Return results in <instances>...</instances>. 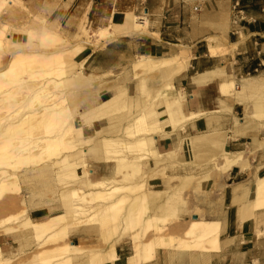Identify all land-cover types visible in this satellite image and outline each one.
Returning <instances> with one entry per match:
<instances>
[{
    "label": "crops",
    "instance_id": "crops-1",
    "mask_svg": "<svg viewBox=\"0 0 264 264\" xmlns=\"http://www.w3.org/2000/svg\"><path fill=\"white\" fill-rule=\"evenodd\" d=\"M21 1L29 16L46 19L71 41L75 40L80 20L90 28H98L110 22L121 23L127 12L147 18L148 33L121 36L99 48L86 45L74 56L76 70H81L87 78L72 90L74 98L69 105L75 112L73 124L81 129L83 138L93 139L94 144L103 136L128 140L124 127L144 108L140 96L143 90L149 91L162 123L161 130L150 133L155 141L153 148L158 154L171 151L178 156L175 163L156 165L153 158L143 162L147 188L171 191L179 187L184 176L202 178L198 186L193 183L178 190L183 200L178 206L179 233L190 220L198 218L218 222L220 229L216 244L211 240L204 242L205 248H160L153 260L140 264H264V208L250 207L255 180L264 176V115H258L262 119L252 115L256 97L264 98V0H238L243 18L236 24L232 22L235 0ZM16 14L22 12L4 10L0 14V24H9L14 29L8 34L11 44L22 43L26 38L20 19L25 15L17 19ZM211 39L218 46L216 54L209 50ZM181 51L185 52L186 66L172 75V94L181 97L184 114L195 115L174 129L165 122L168 118L165 104L155 97L154 90L163 85L161 74L145 73L147 85L144 78L142 85V74L133 65L140 56L168 58ZM230 82L233 85L222 92L221 83ZM112 99L120 106L101 107ZM206 134H226L223 150L242 152L243 158L227 172H217L209 161L212 153L208 145L192 141ZM98 142L84 146L83 150L90 178H119L116 161L102 153ZM77 171L81 172L82 168L78 167ZM54 214L45 207L28 211L33 220ZM99 232L96 224L84 225L70 231L67 241L105 250L107 243ZM15 242L12 234H0V246L5 252H10ZM193 242L200 244L197 237ZM114 251L117 257L103 264H128L127 258L132 253L129 234L115 244Z\"/></svg>",
    "mask_w": 264,
    "mask_h": 264
},
{
    "label": "bare ground",
    "instance_id": "bare-ground-1",
    "mask_svg": "<svg viewBox=\"0 0 264 264\" xmlns=\"http://www.w3.org/2000/svg\"><path fill=\"white\" fill-rule=\"evenodd\" d=\"M139 18L140 17L132 12H127L121 23L115 24L110 22L104 27L96 28L94 31L87 29L84 26L85 24L80 25L81 34H79V36L83 39L81 38L77 43H74L73 46L71 45L72 47L66 50L67 55L65 62L44 70L43 73H46L47 77L39 85L34 82H29L21 73L27 72L29 74L28 76L37 75L38 72L35 70L31 72V69H35L36 66L45 65V59L56 56L61 52L52 54L32 52L27 50L29 46L27 42L15 43L13 44L14 46H23L25 49H18L11 52L8 62L4 64L5 67L2 65L4 68H0V145L2 143L4 144V139L10 138L7 141H9V145L12 146V148L8 150L5 149L8 145L7 147H2L3 151H0V199H3L11 192H19V172L21 173L23 168H28V164H35L37 162L42 163L50 161L52 164H58L59 170L57 171V178L69 185H71L70 182L80 184V187L73 189H69V185L66 184L69 190L66 194L65 191H63V202L65 201L67 204V195L68 197L74 198L73 200L76 201V203H73V206L69 205L70 207L67 212L51 215L44 221H33L28 216L25 208L20 215L13 216L15 217L14 219H18V227L23 226L26 231H29L37 245H43L48 242L56 244L49 252L37 255V257L48 255L47 259H43L41 264L47 262H51L50 264H65L76 256L83 255L85 256L84 259L88 258L89 260L91 258V261L92 257H96L100 264H103L105 261H112L117 257L114 251L115 244L118 243L122 234L128 232L130 228L129 235L132 238V253L127 258L128 264L149 262L156 257L157 251L160 248L176 250L191 249L195 246L205 248L204 242H210L211 240L215 244L217 242L220 229L219 223L203 218L193 219L186 228L183 236L155 233V236L153 234V238L144 240L145 237H143V235L146 233V227L152 220L155 221L153 222V224H155V228L153 227V229L159 232L162 230L163 224L167 219V217L162 214L160 215L157 213V215L153 213L152 210L158 209L165 204H173L176 193L173 191H153L146 187L143 188L146 182L143 181L145 183L142 184V180L139 182L138 179H132V177L136 176V173L138 174L144 171L142 165L147 159L153 158L157 165L159 162L170 163V161L172 162V160L177 159L178 156L176 152L171 151L165 154H158V151L153 148V142L155 143V141H153L154 138L150 136V133L161 130L160 126L162 123L158 120L159 112L156 113L157 111L153 108L155 99L149 95V91L143 90V96H140V98H143L144 108L141 107L143 109L140 113L124 127L128 140H124L118 136V138L99 136V142L97 141L101 145L103 150L102 153H105L109 160L114 159L116 161V173L120 174L119 178L92 180L90 178L89 168H87L85 162L86 160L82 157L84 154H80L82 150H85L84 146L91 145L93 139L83 138L81 129L73 124L75 112L72 111L69 105L70 99L74 98L71 93L78 84L84 82L87 78L81 70H76L78 65L74 62V56L78 52H81L86 45L99 48V46H103L104 43L121 36H135L136 34L141 35L148 33L147 19L138 20ZM43 33L50 38L56 37L57 35L56 30L48 27H45ZM2 34L3 33H0V36ZM2 48L3 38L0 37V49L2 50ZM217 49L218 46L212 44L211 39L209 50L212 54H216ZM185 62V52L181 51L179 54L168 58L141 56L133 65L134 70L149 67H155L157 70H160L161 81L163 80L161 84L163 85L153 90L154 92L156 91L155 97H160V100H162L166 106L168 118L165 122L172 124L174 129L179 124L185 123L187 119H192L191 116L195 115L188 117L184 114L181 97L173 96L172 94L174 90L171 82L172 75L183 70L186 66ZM47 66L48 65L45 67ZM221 84L220 88L222 92H226L228 86L233 85L232 82ZM121 99L122 98H120L119 101H121ZM114 104L115 106L119 105L116 99L103 103L101 107H113ZM253 108V117L256 116V118H258V115H264V98H262V96L256 97L253 102ZM2 111H8V113L6 115H1ZM106 111H108V109ZM179 127L181 128V126ZM34 128L41 129L42 135L36 137V134H31V130ZM162 134L164 135L163 132ZM214 134L200 135L193 138L192 141L193 144L196 142L206 143L212 153L209 161L213 162L217 172L225 173L243 158V154L242 152L235 154L224 151L223 144L225 143L226 134ZM154 135L156 136L155 133ZM157 135L159 134L157 133ZM13 140L15 143L12 142ZM30 144H33L34 147L38 146L39 151L31 152L28 149V145ZM95 144L93 142V145ZM76 154L79 160L77 159L78 161L76 160V162L70 161L69 157H75ZM130 156L135 157L131 158ZM78 167L82 168L81 173L77 171ZM154 169L155 168H153V170ZM184 177L191 178L192 176L188 175ZM206 177L207 176L204 178ZM200 181L201 179H198L196 182L200 183ZM255 181L254 197L252 202H250V207L252 209H262L264 208V176L258 177ZM63 187H65V184ZM84 188L87 190H84ZM132 190L137 194L135 193V196L131 197L130 201L127 202V200H129L127 192L131 193L130 191ZM94 201H97V203L95 204ZM20 202L21 205L25 206V201L23 199H21ZM92 202H94V206L88 207L89 204H93ZM87 204L88 206L86 207ZM121 204L124 205V212L120 215V223H118V225L121 226L120 232H118L114 240L110 241L105 250L101 248L102 250L95 249L85 251L83 248H79L67 241L58 243L59 240L65 237L67 225L73 220L96 224L101 230V234L108 233L110 231L109 228L112 225L115 226L114 223L118 218V206ZM141 206L142 209L144 207L142 213L140 211ZM146 209H148L147 214H145ZM10 217L5 218L2 222L5 223L6 219ZM137 220L141 221V225L139 223L140 226L138 225V229L132 230V223ZM3 223L0 225L2 232L11 234L15 231V227L11 228L10 226L2 225ZM193 237L205 238L206 241H199L200 244L197 245L193 242ZM51 258L53 259L51 260ZM5 260L0 246V264ZM87 262L88 261H86V263Z\"/></svg>",
    "mask_w": 264,
    "mask_h": 264
},
{
    "label": "rangeland",
    "instance_id": "rangeland-1",
    "mask_svg": "<svg viewBox=\"0 0 264 264\" xmlns=\"http://www.w3.org/2000/svg\"><path fill=\"white\" fill-rule=\"evenodd\" d=\"M0 7H1L0 8V14L4 10L10 11V12H13L15 10H20L22 12V14H19V16H18V14H16V16H14V17L19 19L20 17H23L21 15H25L23 19L22 18H20V19H21V24L24 26L21 30H23L26 33V38L24 39V42H27L29 44V46L27 47V50L32 51V52L44 53V54H52V53L61 52V53H58V55H56V56L45 59V65L36 66L35 69H31V72L33 70L38 72L37 75L28 76L29 74L27 72H22L21 73L22 76L25 77L26 80H28L29 82H34L37 85L41 84V82H43V80L47 77V74L43 73L44 70L50 69V68L56 66V64L59 65L60 63L65 62L66 55H67L66 50H68L70 47H72L74 45V43H77L82 38L81 36H79V34H81L79 26L82 24H85L83 20H80V22L78 23L77 34L73 37V39H75V40L71 41L70 37L65 35L63 33V31L59 30L58 27L50 24L46 19L39 18L38 16H36V17L29 16V12L27 10V7L25 6L24 2H22L21 0H0ZM137 16L140 17L138 20L147 19L146 17H144L143 14L137 15ZM84 26L87 29H89L90 31H94L96 29V28H90V26H87V24H85ZM45 27L52 28V29L56 30V32H57L56 37L50 38V37L45 36L43 33V30L45 29ZM12 30H14V29H12L9 24H5V23L0 24V33H3L0 36L3 38V48H2V50L0 49V62H1L0 68L1 69L4 68L5 67L4 64H6V62H8V59L10 57L11 52L18 50V49H25V48H23V46H14L13 44L10 43V40L8 39V34L11 33ZM76 36H78V37H76ZM46 65H48V66L45 67ZM136 71L141 72V74H142L141 83H142V79L144 78L146 85H147V83H146L147 78L145 77V73L158 72L161 74L160 70H157L155 67L138 69ZM31 72H29V73H31ZM142 85H143V83H142ZM71 95H72V93H71ZM149 95L151 96L150 92H149ZM7 113H8V111H4V112L2 111L1 115H6ZM32 130H31V134H36V137L39 135H42L41 129H35L34 128ZM8 139H10V138H8ZM8 139H4V144L2 143L0 145V151L2 150V147H7V145H8V147L5 149L8 150V149L12 148V146L9 145L10 142L7 141ZM12 142H14V140ZM93 142H95V141L92 140L91 144H93ZM36 145H38V144H36ZM32 146H33V144L28 145V149L31 152H38L39 151L38 146H36V147H34V146L32 147ZM80 154H84L83 150L80 152ZM72 157H74V156H71V158L69 157V160L72 162H74V161L76 162V160L78 159V155L76 154L74 158H72ZM82 157L85 160L86 155L84 154ZM10 160H12V159H10ZM173 161H176V159L172 160V162ZM23 166H27V165H23ZM58 167H59L58 164H52L50 161H48V162L45 161L42 163L37 162L35 164H28V168L26 167L27 169L23 168L21 173L19 172V181H20L19 192H11L7 196H5L3 199H0V225H1V223H3L2 221L5 218L11 216L10 218L6 219V222L4 221L5 223H3L2 225H7V226H10L11 228L15 227L14 228L15 231L11 234L16 239V242L12 244V248H11L10 252H5L4 250H2L3 257L6 260L1 264H41L43 259H47L48 255H44V257H40V256L37 257V255L43 254L45 252H49V250L51 248L56 246V244H52L49 242L46 244H43V245H37L36 241L33 240V237L31 236V233L29 231H26L23 226L18 227L19 226L18 219L17 220L14 219L15 217H13V216L20 215V213H22L24 208L27 210V213H28L29 209L36 208V207H45L52 214L63 213V212H67L68 208L70 206H73V203H76V201L73 200L74 198L68 197V195H67L66 196L67 204H68L67 205L65 203V201L63 202L64 196L62 193H64L63 191H65V194H66L69 189L80 187V184H77L75 182H70L71 185H69L68 183H65V182L63 183V180L57 178V171L59 170ZM79 173H81V172H79ZM135 175L136 176L132 177V179L136 178L139 180V182H141V180H142V184H144L146 182L147 174L145 173V171H143V172L141 171L138 174L136 173ZM198 179L202 180V178H195L193 176L191 178L190 177L189 178L182 177L180 180L179 188L176 186L173 190L169 191V192L173 191L176 193V198L174 200V203L171 205L165 204L166 206L164 205L158 209L152 210L153 213H156V214L158 213L160 215L162 214L165 217H167V219L163 224L162 230L159 232H156V230L153 229V227L155 228V226H154L155 224H153V222H155V221L152 220V222H151L152 224L150 223L146 227V233L143 235V237H145L144 240H148V239L153 238L155 236V233L161 234V235H163V234L164 235H179V236L184 235L185 227L193 219L190 220L187 223V225H185L182 228V233H179L180 229H181L180 228L181 225L179 223L180 217H179L178 206L180 203L183 202V200L180 198L178 190L180 188H182L183 186H186L188 184L195 183L198 186L199 182L198 183L196 182ZM143 181H145V182H143ZM60 182H62V183H60ZM64 184H65V187H63ZM66 184L69 185V189H68V186ZM72 184H74L75 186ZM144 187L147 188V183H146V185L144 184L143 188ZM66 188H67V190H66ZM84 190H87V189L84 188ZM175 190H177V191H175ZM130 192L131 193L127 192L128 199H129V200H127V202H129L130 198L135 196V193H136V192H134V190H132ZM21 199H23L25 201V206L21 205V202H20ZM94 202H95V204L97 203V201H94ZM94 202H92L93 204L91 203L92 205L89 204V206L87 204L86 207L87 206L88 207L94 206ZM123 207H124L123 204L118 206L117 221H115V223H114L115 226L112 225L109 228L110 231L108 233L101 234V230L99 229L101 237H102V239L105 240L107 245L110 243V241L114 240L115 237L118 235V232H120L119 230L121 229V226L118 225V223H120V215L124 212ZM147 210L148 209H146L145 214L148 213ZM140 211L142 213L144 211V207L142 209V206H141ZM49 217H47V218H49ZM47 218L42 219V220H33V219L32 220L33 221H44ZM118 220H119V222H118ZM133 223H132V225H133L132 230L138 229L139 223L141 225L140 220L134 221ZM88 224H90V223L89 222H87V223L86 222H78L77 220L71 221L67 225V228L65 230V237L62 238L61 240H59L58 243L66 242L67 236H68L70 231H74V230L80 228L81 226L88 225ZM130 230H131V228H130ZM128 232H126L127 234L124 232L125 234L123 233L122 236L120 237V239L123 236L130 234V232L129 233ZM1 233L7 234V233L2 232V230L0 228V234ZM153 234H154V236H153ZM218 236H219V234H218ZM218 236H217V238H218ZM131 240H132V238H131ZM191 240H192V238H191ZM197 240L200 242H203L206 239L197 237ZM70 244H72V243H70ZM74 245H76V244H74ZM76 246H78L79 248H83L85 251L86 250H95V249L99 250L98 248H84V247L79 246V245H76ZM84 258H85L84 255L83 256H76L75 258H73L71 261H69L67 263L68 264H79V263L80 264H83V263L84 264H100L96 257H92V261H91V258L89 260H88V258L87 259H84ZM52 259L53 258H51V260ZM93 260H96V261H93ZM82 261H84V262H82ZM86 261H88V262L86 263ZM50 263L51 262H47L44 264H50ZM67 263H65V264H67Z\"/></svg>",
    "mask_w": 264,
    "mask_h": 264
},
{
    "label": "built area",
    "instance_id": "built-area-1",
    "mask_svg": "<svg viewBox=\"0 0 264 264\" xmlns=\"http://www.w3.org/2000/svg\"><path fill=\"white\" fill-rule=\"evenodd\" d=\"M243 18V10L240 7L238 0H235L232 4V22L238 23Z\"/></svg>",
    "mask_w": 264,
    "mask_h": 264
}]
</instances>
